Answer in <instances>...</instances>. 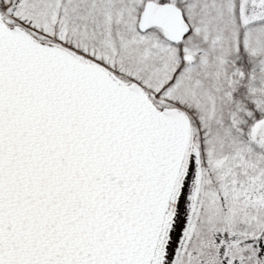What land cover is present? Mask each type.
I'll return each mask as SVG.
<instances>
[{
  "label": "snow or ice",
  "instance_id": "snow-or-ice-1",
  "mask_svg": "<svg viewBox=\"0 0 264 264\" xmlns=\"http://www.w3.org/2000/svg\"><path fill=\"white\" fill-rule=\"evenodd\" d=\"M0 264H264V0H0Z\"/></svg>",
  "mask_w": 264,
  "mask_h": 264
}]
</instances>
